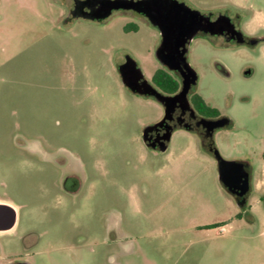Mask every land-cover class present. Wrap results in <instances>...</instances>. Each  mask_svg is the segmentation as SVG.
Here are the masks:
<instances>
[{
    "label": "rangeland",
    "instance_id": "rangeland-1",
    "mask_svg": "<svg viewBox=\"0 0 264 264\" xmlns=\"http://www.w3.org/2000/svg\"><path fill=\"white\" fill-rule=\"evenodd\" d=\"M71 2L0 0V201L17 211L0 264H264V43L198 35L187 52L192 92L233 122L215 134L219 154L251 164L243 212L195 132L174 130L166 151L142 140L163 107L118 66L129 56L152 83L157 29L130 11L71 18ZM188 4L264 30V0ZM65 156L82 176L75 194L53 161Z\"/></svg>",
    "mask_w": 264,
    "mask_h": 264
},
{
    "label": "water",
    "instance_id": "water-1",
    "mask_svg": "<svg viewBox=\"0 0 264 264\" xmlns=\"http://www.w3.org/2000/svg\"><path fill=\"white\" fill-rule=\"evenodd\" d=\"M111 1L113 3H106L102 14L90 16V18L101 21L109 16L113 9H132L148 17L159 30L161 36L160 43L155 50V57L161 65L166 66L170 71L179 73L182 78L180 90L173 95H166L144 76L136 61L131 57L127 56L125 62L118 66V72L124 86L133 93L154 98L164 107L162 118L156 123L146 125L143 128L142 140L153 149L166 151L168 148L167 141H170L172 132L166 131L159 137L158 142L151 141L148 132L161 126L168 117L167 114L173 110L176 104L189 107L187 95L198 79L196 71L187 60L190 43L199 32L211 35L225 34L226 31H231L233 24L227 14H219L216 19L212 20L210 13H202L177 0ZM84 16L89 17L88 15ZM259 40L257 39L255 42ZM248 72L250 71H246V73ZM205 120L208 122L219 121L220 126L229 122L227 117H221L217 120ZM185 127L189 129L187 126ZM214 155L220 182L226 191L234 196L237 206L239 208L245 207L248 199L246 194L250 189L249 162L245 160H227L219 152ZM236 186H239L238 192L235 191ZM16 221L17 211L15 207L7 202L0 201V230L11 229L15 226Z\"/></svg>",
    "mask_w": 264,
    "mask_h": 264
},
{
    "label": "flooded vegetation",
    "instance_id": "flooded-vegetation-1",
    "mask_svg": "<svg viewBox=\"0 0 264 264\" xmlns=\"http://www.w3.org/2000/svg\"><path fill=\"white\" fill-rule=\"evenodd\" d=\"M177 1L185 3L188 6H190L188 3H191L192 0H177ZM71 3H72L71 7L69 8V17H71V18H87L84 15H86V16L88 15L89 17L87 19L96 20V19H91L90 16L102 14L104 9H105L104 7H105L106 3H113V2L111 0H72ZM162 3H165V2H162ZM232 3H237V2H232ZM241 3H253V2H241ZM115 11L123 12V13L130 11L131 13L136 14L138 17H142V18L146 19L150 26L157 29L151 23V21L149 20L148 17L138 13L135 10H132V9H118V10L113 9L111 11V13L109 14V16L112 13H114ZM210 14H211L212 20L216 19L219 14H227L230 17V21L233 24V28L231 29V31H228V32L226 31L225 34L211 35L209 33L199 32L196 36L202 35V36H207V37H217L221 40V44L224 46H228V45H232V44H238V45H246L248 47H255V46L259 45L260 43H264V30L257 31V32L253 33V31L251 32L250 30L244 28V22H243L244 20L238 11H235L233 13L226 11L223 13H218L216 15H213L212 13H210ZM109 16H107L106 18H108ZM106 18H104V19H106ZM103 20H101V21H103ZM96 21H98V20H96ZM157 31L159 32L158 29H157ZM159 35H160V32H159ZM257 39H260V40L255 42ZM160 40H161V36H160ZM240 41H242V42H240ZM159 43H160V41H159ZM188 50H189V48H188ZM125 60H123V62L121 64H123L125 62ZM162 67L165 68L166 70L170 71L166 66L162 65ZM219 68L221 69V71L223 73H225V74L227 73L224 66H221L219 64ZM248 70L250 72L246 73V71H248ZM246 71L244 72L245 76L250 77L252 74L251 70L247 69ZM170 72H173V71H170ZM173 73H175L178 76L179 87L176 90V92H178L181 88V85H182V78H181L179 73H176V72H173ZM152 84L154 85L153 82H152ZM195 85H193L190 88L188 95H187L188 99H189V107L182 106L180 104H176L173 107V110L167 114L168 117L162 123V125L159 127H155L151 131L148 132V137L151 141L158 142L160 140L159 137L161 135H163L164 133H166V131L169 130L173 133L174 130H176L178 128H183L185 130L195 132L199 136L201 142H203V144L206 147H208L212 153L216 154V152H218L216 145H215V138H214L216 132L218 130L231 127L233 125V122L227 115L221 113V111L216 107H214L217 110L215 112H210V113L200 112L192 100V96H193L192 88ZM176 92H174V93L163 92V93L166 95H173ZM163 115H164V107H163L162 116ZM162 116L150 124L156 123L157 121H159L162 118ZM221 117L229 118L228 124L220 126L219 121L208 122L205 120V119L217 120ZM185 126H187L189 129H186ZM167 143L169 144V141H167ZM147 147H149V146H147ZM149 148H151V147H149ZM155 150H157V149H155ZM238 160L244 161V159H238ZM53 161L56 164H58L59 168H61V171H62V174L60 177L61 188L68 193H72V194L78 193L80 188H81V184H82V176L79 173L78 169L74 166H70V160L66 156L63 157V159H61V160L55 159ZM245 161H247V160H245ZM249 164H250V162H249ZM249 183H250V189H249V192L246 194L247 196H249V193H250L251 188H252V186H251V164H250V170H249ZM235 191L236 192L239 191V186H236ZM241 209L243 210V212L250 210L246 206L241 208ZM251 214H253V213H251ZM238 217H242V215L240 214V215H238ZM14 227H12L11 229H8V230H0V248H2L4 250L7 249L6 248L7 243H8L7 240L10 237H13L14 234L16 233V231H14V233H11V232H13ZM20 263L29 264L26 261H20V260L12 261L9 264H20Z\"/></svg>",
    "mask_w": 264,
    "mask_h": 264
},
{
    "label": "trees",
    "instance_id": "trees-1",
    "mask_svg": "<svg viewBox=\"0 0 264 264\" xmlns=\"http://www.w3.org/2000/svg\"><path fill=\"white\" fill-rule=\"evenodd\" d=\"M132 29L136 31L137 27L135 25H132L131 29L129 30ZM152 82L159 90L167 93H174L179 87L178 76L175 73L170 72L163 67L158 68L154 71L152 75ZM192 100L196 105V107L198 108V110L202 113L203 112L210 113L217 111L214 107L208 105L198 93L195 92L193 93ZM215 226L217 225L212 224L209 225L208 227H215Z\"/></svg>",
    "mask_w": 264,
    "mask_h": 264
},
{
    "label": "crops",
    "instance_id": "crops-1",
    "mask_svg": "<svg viewBox=\"0 0 264 264\" xmlns=\"http://www.w3.org/2000/svg\"><path fill=\"white\" fill-rule=\"evenodd\" d=\"M155 70H156V69H155ZM155 70H154V71H155ZM153 73H154V72H153ZM153 73H152V75H153Z\"/></svg>",
    "mask_w": 264,
    "mask_h": 264
}]
</instances>
